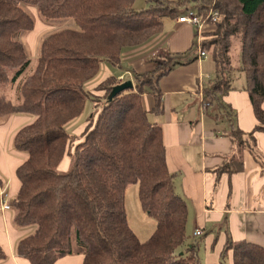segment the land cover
<instances>
[{"label":"trees","instance_id":"16d2710c","mask_svg":"<svg viewBox=\"0 0 264 264\" xmlns=\"http://www.w3.org/2000/svg\"><path fill=\"white\" fill-rule=\"evenodd\" d=\"M146 2L147 8L136 11L135 0H0V124L15 114L34 117L14 137L15 150L28 158L16 171L21 186L11 201L14 224L35 228L17 245L18 256L30 264H53L71 255L73 237L85 255L83 264H201V243L188 244V210L166 163L162 128L150 121L144 106L148 86L152 111H163L158 83L164 72L113 97L121 84L115 76L96 87L101 96L87 89L103 63L119 66L125 51L160 35L166 19L193 9L203 16L218 11L217 22L207 24L201 36L216 67V79L204 94L221 102L241 82L258 120L250 133L231 130L239 155L218 175L241 172L245 149L257 157L255 134L264 131V0ZM29 8H37L45 21L72 20L77 28L47 36L33 72L24 77L32 59L23 37L35 27ZM12 88L15 99L7 93ZM88 100L95 102V112L71 147L66 126L82 115ZM66 155L71 167L63 173L59 166ZM134 184L142 210L157 222L145 242L131 229L126 212V190ZM229 252L231 264H264L259 244L228 238L220 264L228 262ZM5 258L0 246V260Z\"/></svg>","mask_w":264,"mask_h":264},{"label":"crops","instance_id":"0c3cea01","mask_svg":"<svg viewBox=\"0 0 264 264\" xmlns=\"http://www.w3.org/2000/svg\"><path fill=\"white\" fill-rule=\"evenodd\" d=\"M33 18L39 23H35L24 44L30 58L37 59L42 41L52 31L40 14ZM204 28L207 31L208 27ZM197 39L196 28L180 24L176 19H166L160 35L140 48L125 51L121 64L114 67L120 71L126 69L125 73L132 77L136 89L138 81L155 70L159 56L167 54L168 68L158 83L163 111H152L155 101L148 93V86L143 87L144 106L150 121L162 128L166 163L175 175L176 193L186 202L188 220L190 208L194 213L192 235L200 231L199 237H202L208 232L205 242H200L201 264H220L228 238L235 243L250 242L264 247V131L255 134L257 157L245 149L240 155L244 164L241 172L218 175L219 168L239 155L229 138L231 130L237 127L250 133L258 120L241 82L234 83L235 88L221 99L224 105L217 100L212 102L204 94V89L216 79V67L213 61L208 62L209 56L190 55L197 51ZM106 65L102 64L100 74L87 87L94 95H103L96 87L114 76ZM120 76L123 74L115 77ZM33 121V116L15 114L0 125V180L11 201L21 186L16 171L28 158L26 153L15 151L14 137ZM87 124L88 121L83 122L73 133L82 136ZM70 167L71 159L66 155L59 171L65 173ZM34 230V227H17L13 210L0 211V246L6 255L0 264H30L18 256L17 245ZM84 258L73 237L72 254L57 258L53 264H83ZM231 258L232 252H229L230 264Z\"/></svg>","mask_w":264,"mask_h":264},{"label":"rangeland","instance_id":"374dc122","mask_svg":"<svg viewBox=\"0 0 264 264\" xmlns=\"http://www.w3.org/2000/svg\"><path fill=\"white\" fill-rule=\"evenodd\" d=\"M147 6H148V4H147L146 0H135L134 9L136 11H141V10L147 8ZM28 11L30 13H32L33 16L40 14V12L37 8H29ZM34 21H35V23H39V20H34ZM44 22L49 25V28L52 31L51 33L59 32L61 30H65V29H76L77 28L72 20H58V21H50V22L44 20ZM28 35H30V33L26 34L23 37V41H25V39H26V37H28ZM156 37H154V38H156ZM237 48H238V44L234 43L232 56L236 55V51H237L236 49ZM193 54L196 55L197 51L194 50L193 52L190 53V55H193ZM166 55L167 54H164L163 56L162 55L159 56V62H156V68L154 70L155 72L153 71L148 76H145L144 78H142L143 80H148L151 77L153 79H155L159 74H161L167 70L169 59L166 57ZM31 59H32V65L30 66L29 70L26 72L24 77L30 75L34 70L36 58L32 57ZM211 61L212 60L210 59L208 62L211 63ZM106 64H107L106 66L110 68V70L112 71L114 76H118L119 74H123L125 76L126 82L131 81V80L133 81L132 77L128 76V74L125 73L126 69L123 68L120 71L119 68H115L114 66H111L108 63H106ZM104 68H105V65L103 66V69ZM135 86H136V84H135ZM7 93L9 95V98L15 99V97H16L15 88H12L11 90L9 89ZM14 102H15V100H14ZM94 105H95V102L88 100V102L86 103L85 110L82 113V115L74 121V124L70 123L66 126V130L71 135V147L75 146L81 140V136L74 134L73 130L77 126H79L80 124H82L85 121H88L91 118V116L95 112ZM125 195H126V212H127L129 225H130L131 229L133 230V232L137 235L139 240L141 242H145L155 232L157 222L153 217L149 216L148 214H146L142 210V207L140 204V199H139V187H138V185H136V184L130 185L126 190ZM190 210L191 211L189 213V220L187 222V234L189 237L188 242L189 243H195V242L203 243L206 240L208 232H205V234L202 237H199V236L194 237L192 235V230L195 228V221H194V213L192 212L191 208H190ZM202 257L204 258V255H202ZM220 263H221V259H220ZM225 263L230 264L229 259H228V262L226 261Z\"/></svg>","mask_w":264,"mask_h":264},{"label":"built area","instance_id":"2783aa9c","mask_svg":"<svg viewBox=\"0 0 264 264\" xmlns=\"http://www.w3.org/2000/svg\"><path fill=\"white\" fill-rule=\"evenodd\" d=\"M219 17V13L216 10H211L208 12L207 15H199L197 10H188L185 11L181 16H179L176 20L180 24H185L190 27H194L198 31V39H197V53L199 58H206L208 55L202 48V32L204 27L208 25H214ZM119 82L122 84L125 81V76H120L118 78ZM0 204H1V211H11V199L9 194L6 192L5 189H0ZM200 231H196L194 233L195 237L201 236Z\"/></svg>","mask_w":264,"mask_h":264},{"label":"water","instance_id":"95a60500","mask_svg":"<svg viewBox=\"0 0 264 264\" xmlns=\"http://www.w3.org/2000/svg\"><path fill=\"white\" fill-rule=\"evenodd\" d=\"M134 88L133 84L131 81H127L125 83H122L120 85H118L117 87L114 88L113 93H112V97L115 96L116 94L125 91L127 89H131Z\"/></svg>","mask_w":264,"mask_h":264}]
</instances>
